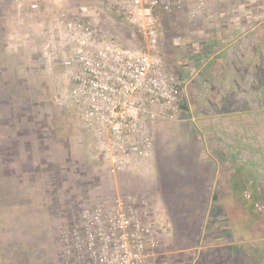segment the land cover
I'll return each instance as SVG.
<instances>
[{"label": "crops", "instance_id": "1", "mask_svg": "<svg viewBox=\"0 0 264 264\" xmlns=\"http://www.w3.org/2000/svg\"><path fill=\"white\" fill-rule=\"evenodd\" d=\"M68 16L79 17L106 33L110 32L107 29L110 22L124 24L102 7L99 0H81L76 4L69 0H0V166L11 165L10 151L16 153L18 162L25 159L37 162L39 156L21 153L26 144L10 143V132L3 125L9 118V91L11 86L24 87L25 81H35V72L44 67L39 63H50L54 51L50 47L59 41V24ZM161 21L175 24L165 33L169 40L162 43L171 48L172 54L164 60L159 57L182 81L180 120L174 123L173 131L178 130L187 139L173 146L175 143H169L164 136L162 145L160 139L168 128L160 126L155 138L157 173L162 177L163 189L171 195L168 199H180L183 192L189 199H204L201 212L216 209L207 235H203V225L198 226L192 264H264V170L259 169L252 154L254 147L259 146L244 143L223 147L209 141L216 130L215 121L232 124L246 119L244 109L249 104H264V0H207L205 13L195 20H190L185 12L162 16L159 28ZM161 35L159 30V53ZM55 72L57 77L59 71ZM20 115L16 113L18 119ZM200 122L210 123L208 130L186 129L187 124L198 126ZM15 129L11 135L28 134L23 124ZM40 143L32 145L39 155L44 149ZM160 148L163 151L158 155ZM219 164L223 166L221 183L214 169ZM197 167L208 169L210 175L207 177ZM217 181L222 187L213 193ZM1 182L8 181L1 179ZM28 192L31 198L42 191L37 188ZM157 200L167 217L171 235L176 215L169 216L167 209L170 206L188 212V208L167 200L164 209L160 198ZM48 220L49 223H44L47 229L59 228L60 224L49 217ZM17 250L21 259L17 264H21L24 257ZM33 250L34 254L24 264H39L34 256L42 249Z\"/></svg>", "mask_w": 264, "mask_h": 264}, {"label": "built area", "instance_id": "2", "mask_svg": "<svg viewBox=\"0 0 264 264\" xmlns=\"http://www.w3.org/2000/svg\"><path fill=\"white\" fill-rule=\"evenodd\" d=\"M140 38L126 45L75 16L59 24L51 60L69 80L65 106L76 107L92 137L97 159L112 177L152 166L160 126L180 120L183 85L159 57L162 16L195 20L207 0H99ZM159 201L118 193L87 206L58 228L64 264H159L170 225L159 218Z\"/></svg>", "mask_w": 264, "mask_h": 264}, {"label": "rangeland", "instance_id": "3", "mask_svg": "<svg viewBox=\"0 0 264 264\" xmlns=\"http://www.w3.org/2000/svg\"><path fill=\"white\" fill-rule=\"evenodd\" d=\"M69 1L76 4L81 0ZM159 25L162 33L159 55L163 59L172 54L171 48L167 44L162 46V43L169 40L165 33L171 31L175 24L161 21ZM109 26L107 29L110 32L107 33L112 36L116 35L122 43L130 45L138 42L137 32L131 30L127 24L110 22ZM49 62L39 63L44 67L35 72V81H25L24 87L11 86L9 91V118L7 124L3 122V125L10 132V143L26 144L21 151L23 156L36 155L39 157L34 156L37 160L34 163L29 159L18 162L15 157L16 153L10 151L11 165L0 166V264H17L21 260L17 248L21 251V257H24L21 264L31 258L35 251L33 249L36 248L42 249L34 256V259L39 260V264H49L48 258L51 264H64L58 241V229L55 227L47 229L44 225L46 221L49 223L48 217L58 224L70 221L78 215L82 208L109 201L118 193L155 196L160 198L163 208L167 200L184 204L188 212L181 208L171 209L170 206L169 210L167 209L169 216L175 213L176 219H173L171 224L173 226L171 235L164 240L166 246L162 250L164 255L160 258L159 264H192L195 249L193 244L199 233L198 226L203 225V235H207L210 221L216 217V209L210 211L206 208V214L201 212L205 205L204 199L199 201L195 198L189 199L184 196L183 192L179 194L180 199H168L171 195L163 189L162 177L157 173L155 165V156L153 167L147 166L137 173L112 178L97 159L92 137L81 128L78 109L71 105L67 107L62 102L69 91V80L62 75L59 77L61 71L59 60L50 58ZM55 70L59 71L58 78ZM169 70L177 75L174 70ZM244 110L246 119L240 118L232 124H226L222 120L215 121L216 124L213 126L216 130L209 141L212 144L220 143L223 147L230 144L236 146L244 143L249 146L258 144L259 147L255 146L252 152L253 160L258 162L259 169L263 171L264 104L254 102ZM16 113L21 114L20 119L16 117ZM174 123L163 125L168 129L160 139L162 145H164V136L167 137L169 143H175L173 146L186 142L187 136L178 134L177 129L173 131V128H176ZM20 124H23L28 134L24 136L13 134V137L12 132H15V127ZM209 124L200 122L198 126H192L190 123L186 125V129L195 127L197 132L208 130ZM38 142H41L44 148L40 155L32 148L33 143ZM160 149L158 155L163 151V148ZM220 167L223 168L219 164L214 169L217 170L218 181L221 183L219 177H223V173L221 174ZM198 169L203 171L207 177L210 175L208 169L202 170L197 167ZM226 171L228 169H225ZM1 179L8 182L2 183ZM56 181L59 182L55 183ZM218 181V184L214 185L213 193L222 187ZM60 184H63V187ZM37 188L42 192L29 198L28 195L31 193L28 190ZM47 207L53 209H42ZM159 218L163 221L167 219L161 209Z\"/></svg>", "mask_w": 264, "mask_h": 264}, {"label": "trees", "instance_id": "4", "mask_svg": "<svg viewBox=\"0 0 264 264\" xmlns=\"http://www.w3.org/2000/svg\"><path fill=\"white\" fill-rule=\"evenodd\" d=\"M133 34L135 35V33H131V35H133ZM131 37L134 39V37H133V36H131ZM136 40H138V42H137V43H139V41H140V38H139V36H138V35H137V37H136ZM137 43H136V44H137Z\"/></svg>", "mask_w": 264, "mask_h": 264}]
</instances>
